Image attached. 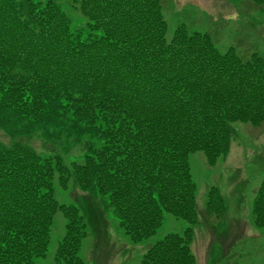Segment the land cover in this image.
Segmentation results:
<instances>
[{"label": "trees", "instance_id": "obj_1", "mask_svg": "<svg viewBox=\"0 0 264 264\" xmlns=\"http://www.w3.org/2000/svg\"><path fill=\"white\" fill-rule=\"evenodd\" d=\"M72 5L80 27L57 0H0V129L12 139L0 143V264H40L58 212L67 223L54 264H88L80 255L88 221L55 197V183L66 189L72 177L103 200L132 243L153 236L165 212L190 223L138 264H198L190 154L201 151L216 166L234 123L264 125V55L235 45L222 52L209 33L185 24L168 39L162 0ZM40 127L82 142L83 161L43 156L18 140ZM207 209L225 215L217 186ZM251 213L264 229V177Z\"/></svg>", "mask_w": 264, "mask_h": 264}, {"label": "rangeland", "instance_id": "obj_2", "mask_svg": "<svg viewBox=\"0 0 264 264\" xmlns=\"http://www.w3.org/2000/svg\"><path fill=\"white\" fill-rule=\"evenodd\" d=\"M72 19L73 26L83 24V16L74 9L72 0H57ZM168 23L167 38L185 24L190 30L207 32L224 52L235 45L244 54L264 55V6L250 0H162ZM50 133L59 130L48 126ZM37 128L18 140L43 156L60 155L69 163L83 161L84 144L67 143L68 135L44 133ZM0 143L10 145L12 139L0 129ZM231 150L216 166H209L203 152L190 154L193 178L197 184L196 208L198 221L193 228L192 249L198 264H264V229L253 224L251 213L256 189L264 177V125L256 127L234 123ZM220 188L226 204L224 217L213 218L207 209L208 192ZM55 197L60 203L80 207L88 221L89 236L80 255L88 264H138L142 255L169 233H183L190 226L165 212L162 226L150 238L132 243L111 209L97 195L83 191L74 177L64 189L55 183ZM67 220L61 212L55 215L51 240L40 264H54L60 242L66 234Z\"/></svg>", "mask_w": 264, "mask_h": 264}]
</instances>
